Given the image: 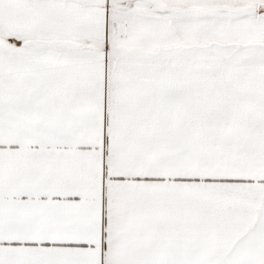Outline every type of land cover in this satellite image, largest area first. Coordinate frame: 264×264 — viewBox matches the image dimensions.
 Returning a JSON list of instances; mask_svg holds the SVG:
<instances>
[{
    "label": "snow or ice",
    "instance_id": "1",
    "mask_svg": "<svg viewBox=\"0 0 264 264\" xmlns=\"http://www.w3.org/2000/svg\"><path fill=\"white\" fill-rule=\"evenodd\" d=\"M0 264H264V0H0Z\"/></svg>",
    "mask_w": 264,
    "mask_h": 264
}]
</instances>
